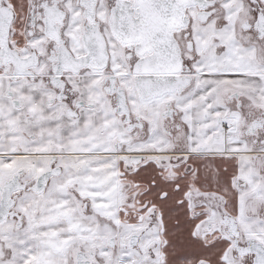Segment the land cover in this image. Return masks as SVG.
Wrapping results in <instances>:
<instances>
[{
  "label": "snow or ice",
  "instance_id": "snow-or-ice-1",
  "mask_svg": "<svg viewBox=\"0 0 264 264\" xmlns=\"http://www.w3.org/2000/svg\"><path fill=\"white\" fill-rule=\"evenodd\" d=\"M0 264H264V0H0Z\"/></svg>",
  "mask_w": 264,
  "mask_h": 264
}]
</instances>
